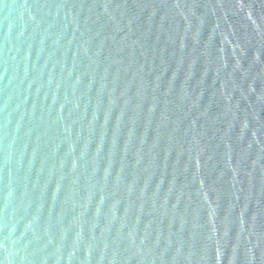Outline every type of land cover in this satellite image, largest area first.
Segmentation results:
<instances>
[{
  "label": "water",
  "instance_id": "obj_1",
  "mask_svg": "<svg viewBox=\"0 0 264 264\" xmlns=\"http://www.w3.org/2000/svg\"><path fill=\"white\" fill-rule=\"evenodd\" d=\"M0 264H264V0H0Z\"/></svg>",
  "mask_w": 264,
  "mask_h": 264
}]
</instances>
